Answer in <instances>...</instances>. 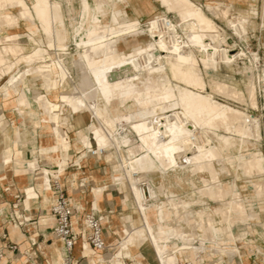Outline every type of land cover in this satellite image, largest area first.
I'll return each instance as SVG.
<instances>
[{"label": "bare ground", "instance_id": "6f19581e", "mask_svg": "<svg viewBox=\"0 0 264 264\" xmlns=\"http://www.w3.org/2000/svg\"><path fill=\"white\" fill-rule=\"evenodd\" d=\"M162 1L168 6L172 1L181 18L172 20L164 14L153 15L149 21L151 42L144 45L143 40L132 47L127 43L131 40L130 34L139 26L134 23L137 21L114 27L110 17L115 14L122 22L128 21L130 15L120 5L123 2H128L137 15L154 11L146 0H35L33 5L27 0H0V31L4 32L0 33V97L10 96L11 92L17 94L15 113L21 128L32 119L40 125L41 122L53 123L55 131L61 133L53 138V144L37 146L38 155L24 157L21 150L13 151L11 160L16 173L22 178L28 176L32 182L23 186L24 205L31 210L33 203L40 199L44 206L54 202L50 187L51 175L56 173L44 167L37 175L36 170L39 157L51 161L54 155L60 154L59 146L65 137L64 128L59 124V101L62 100L70 107L72 121L68 122L69 128L77 127L80 117L89 116L90 121L84 126L83 133L77 132L87 148L86 155L102 159V152H113L115 162L111 171L117 183L122 184L120 190L125 193L129 207V212L119 217L123 224L122 240L126 250H130L127 255L137 264H147L140 260L143 257L141 247L146 244L152 247L159 264H177L176 255L167 256L169 245L177 241L192 245L195 254H199L206 244L214 243V250H219L221 256L226 253L223 244L229 243L232 245L227 252L230 259L238 256L243 261L239 237L235 233L240 226L230 217V208L237 206L241 210H237V214L242 217H234L262 229L260 232L264 236V156L259 154L260 150L245 153L251 143L247 136L262 137L261 120L219 102L211 93L240 95L237 84L216 73L221 66L229 69L236 66L237 73L247 77V98L253 104L256 98L253 90L255 67L241 62L245 52L235 47L238 43L230 47L223 45L226 32H221L192 0ZM249 1L251 4L249 10L243 11L244 16L255 17L259 12L254 4L257 0L231 1L227 8L231 9L233 3ZM262 14L264 17V5ZM22 24L27 32H6L8 27ZM71 39L77 47L75 52L69 49ZM45 41L49 50H56L50 51L54 60H48L41 49ZM195 48L199 54L195 53ZM69 70L74 74L70 78L76 80L75 84L69 79ZM171 76L184 81L185 86H173ZM5 80L9 88L3 87ZM140 85L144 89H140ZM207 86L211 93L207 92ZM133 104L139 109L135 110ZM39 107L47 114L46 117L42 114L44 119ZM1 120L0 127L6 128ZM232 122H236L242 137L239 132L241 138L219 136L218 144L212 146V139L207 138L205 130ZM41 133L44 137H54ZM5 138L7 146L3 156L12 147V137ZM18 139L22 144L28 136L22 135ZM93 151L97 152L96 157L91 155ZM231 170H234L235 179L256 172L255 178L249 180L253 199L242 203L235 192L233 197L236 199L226 201L225 208H218V216L192 211V202L173 191L176 182L171 176L177 175L183 181L188 175L187 182L177 185L180 190L188 184L210 195L213 179L218 181L217 186L214 184L218 197H223L226 187L221 179L223 175H231ZM205 173L208 175L201 177V186H198L195 179ZM155 176L160 178V183L155 181ZM34 179H37L39 189L33 183ZM140 180H143L141 187ZM143 182L148 184L149 193L142 186ZM83 183L80 180V184L85 185ZM230 187L238 189L237 181L232 180ZM107 188L108 185L103 184L94 189L95 210L101 211L100 199ZM164 198L167 203L162 202ZM101 216L109 222L110 217ZM52 222L53 216L42 219L43 224ZM180 222L187 223L191 230L183 232L178 228ZM73 223L74 229L79 231L77 216H74ZM229 232L233 234L230 239L227 238ZM16 234L22 235L19 224L11 230L12 237ZM86 247L85 253L90 255L92 250L88 244ZM52 251L55 256L50 263L60 264L62 254L59 247L54 245ZM260 253L263 255L262 251ZM102 259H110L115 264L123 261L114 255ZM188 259L205 263V258ZM5 261L3 257L1 263Z\"/></svg>", "mask_w": 264, "mask_h": 264}, {"label": "rangeland", "instance_id": "374dc122", "mask_svg": "<svg viewBox=\"0 0 264 264\" xmlns=\"http://www.w3.org/2000/svg\"><path fill=\"white\" fill-rule=\"evenodd\" d=\"M27 1L31 5H33L35 0H33V2L31 0H27ZM146 1L151 4V6L154 10V13L150 17L144 16V21H142L139 17H132V15L129 12V9H126L127 6L130 5L128 2H123L122 4H120L122 7H124L126 12L129 13V15H130L128 24L129 23L133 24L134 21H137L138 23L137 22H134V23L139 25L138 28L132 32L134 34H132V33L130 34L131 40L127 43V46H132L134 44H137L139 42V40H141V41L147 40V42L144 41V45L149 43V41L151 42L152 38H151V34H150L149 21L153 15L164 14L172 20H179L181 18L179 16L178 10L176 9L177 7H174V5H172L173 4L172 1L169 2L170 7L167 4H163L162 0H146ZM192 1L195 5H197L203 9V11L206 13V15L209 16L215 22L214 23L215 26H217V28L221 32L227 33V34L225 33V36H223V38H222L223 45L225 47H230V45H234L235 43L236 44L238 43L237 46L235 45V47H237L240 50L242 49L243 52H245L243 55L244 57H242V59H241V62H246L248 67H250V65L252 68L255 67L254 68V76H255V84L256 85H254L255 88L253 90L256 91V92L254 91L256 98H255V102L253 104L249 103L248 98H247L246 86H245V83L247 82V77L245 75H243V73H237L238 70H237L236 66H234L233 69H229L225 66H221L219 68L218 72H216V73L219 74L223 79L229 80L230 82L237 84L239 86V89H240V95L239 96L238 95L233 96L232 94L224 95V94H219V93H211V89L209 86L206 87V90H207V92H210L215 97V99H217L219 102L226 104V105H229L232 108L237 109L241 112H244V114L252 116L253 118L256 117V118L261 120L262 137L259 139L256 136H247L246 138L248 140H250L251 143L247 147V150L245 151V153L248 154L249 152L260 150L261 153H259V154L264 156V26L262 25L263 20H264V17L262 14L264 1L263 0H257L256 2H254V4H256L257 8L259 9V12L255 17H245L244 16L243 11L249 10V4H251L250 1L248 3L247 2L233 3L234 6L231 9L227 8V7H229V4L231 3V1H236V0H192ZM220 3H222L224 5H222ZM218 5H219V7H218ZM171 6H173V7H171ZM173 8H175V9H173ZM246 19H248L247 22H246ZM224 38H227V39L224 41ZM71 40L73 42L70 41L69 49L72 52H75L76 51L75 49H77V47L75 48L76 44H73L75 42L74 39H71ZM45 43L47 44V42L45 41L44 44L41 45V49L48 56V60L51 61L53 59L52 58L53 55L51 53L55 49L49 50L48 49L49 47ZM195 49H196L195 53L199 54L198 49L197 48H195ZM50 51H51V53H50ZM251 57H253V58L251 59ZM255 57L257 60H259L258 57H260V60L256 62ZM241 66H243V65L241 64ZM22 68H25V65H22ZM211 73H213V72H211ZM255 73H256V75H255ZM72 74H73V72L71 70H69V79H71L72 83L75 84L76 80L74 78H70V76L74 77V74L73 75ZM170 81H171V84L175 87L177 85L185 86L184 81H181V80H179L173 76L170 77ZM3 87L9 88L7 81L5 83H3ZM140 89H144V86L140 85ZM12 94H14V93L11 92L10 96ZM10 96L5 97V99L9 98ZM256 100H257L258 104L256 103ZM61 101L62 100L59 101V104L61 106V115H60L61 121L59 122V124L61 123L60 124L61 128H64L65 137H64V142H62L59 146L60 154L54 155L51 161L47 157H45V158L39 157L38 161L41 158L44 160V163L49 164V166H46L45 164H43L42 162L40 163V161H39V167L36 170V174L37 175L41 174V169L44 167H47V168H50L53 173H56V175H60V176L62 175L61 178L64 182L72 179V184H74L76 186V185H78L77 183L78 182L80 183V180H82V179H80V180H78V182L76 181V179L78 177L77 172H82V169H80V167L82 166V161L83 160L85 161L86 159L91 158V157L86 155L87 148L82 144V141L80 140L81 139L80 134L83 133L84 127H78L77 126V127L72 128L73 130L68 127L69 126L68 122L71 123V121H72V118L69 114L70 107L68 104L64 103L63 101L61 102ZM62 103H64V104H62ZM17 104H18V100H17ZM133 106H135V104H133ZM138 109H139L138 106H135V110H138ZM39 111L41 112V117L44 119V117H46L47 114H44V111L41 107H39ZM170 113L171 112H169V114ZM42 114L44 117L42 116ZM0 120L5 123L4 126L6 127L8 123L6 121H4L3 118H0ZM30 120L33 121L35 127L37 128L39 142H40L41 138H43V139L47 138L50 141V143H48V144H53L54 143L53 138L61 135V133L55 131V127H54L53 123L44 124V122H41V125H40L39 122H37L36 120H32V119H30ZM64 121H65V124H64ZM67 128H69L70 130ZM77 130H79V131H77ZM205 131H206L205 134L208 136L207 138L212 139V146H216V144H218V137L219 136L234 137V138H241L242 137L241 133L237 130L236 122L223 123V124L221 123L215 127H210L209 129H207ZM41 132L52 134V135H54V137H48V136L44 137ZM49 132H51V133H49ZM77 132H79L80 134H77ZM74 133H75V135H74ZM75 147L77 149H79L80 151L77 153V156H75L74 159H72V154H74V153L71 152V149L72 148L75 149ZM13 151H14L13 147H11L8 150L7 154H5V156H3V164L9 165V164L13 163V161L11 160V159H13V155H14ZM234 152L237 153V150H234ZM38 154H39V151L37 150L35 155H38ZM113 159H114L113 152L108 151L104 157V161L108 162V164L111 166L113 164V162H115L114 161L115 159L114 160ZM75 163L78 165H76ZM58 165H60V166H58ZM231 171H232L231 175H223L222 179H221L222 184L224 185V187H226L223 191V193H224L223 197H222V195L218 197L217 190H216L217 189L216 186L218 185V181H214L213 179L211 181L212 185L210 184V186L212 187V191H211L210 195L201 193L197 189H193L191 186H188V184H186L184 186V188L182 190H180L177 185L178 184H184L183 181L187 182V180H189L188 175L183 178V181H181V179L177 175L171 176L172 177L171 180L173 182H176V188L175 189L173 188V191L176 193V195H178L182 199L190 200L192 202V205H191L192 211H194V210H196L198 212L205 211V213L207 212L208 214H213V215L218 216L217 209L218 208H225L226 207L225 204L227 203L226 201H228V203H229V202L235 200L236 198L233 197V196H235V194L233 195V193H235V192L236 193L238 192V195H237L238 199H241L242 203H244L245 201H249V200L253 199V196L251 195V193L253 191V187L250 184L249 180H253L255 178V176L257 175V174H255L256 172L250 173V174L248 173L249 175H247V174L243 175L242 174L239 176V178L235 179L234 170H231ZM257 173L259 174V172H257ZM56 175H54V176H56ZM207 175H208L207 173L200 174L195 179L198 186H201V177L207 176ZM39 176H41V175H39ZM51 176H53V175H51ZM110 176H112L111 182L113 185L110 188H112V187H115L118 189L122 188V184H118L117 181L115 180L114 174H112L111 169H110ZM79 177H86V175H82V173H81V175ZM232 180L237 181L238 189L237 188L232 189V187H230ZM141 181H143V180L139 181V185H140ZM155 181L157 183H160L161 180L158 176H155ZM216 182H217V184H216ZM96 186L97 185L93 186L94 198L96 195L94 192V189L96 188ZM140 187H141V185H140ZM214 192L216 195L214 194ZM52 196H54L53 192H52ZM232 198H233V200H232ZM20 199H21L20 202L17 199L12 204L13 205L12 210H9V212H6L5 215L4 214L0 215V227H2L3 225H9V226L11 225L12 227H10V229L12 230L13 226L19 224L20 228L22 229L21 231H23V232H22V235H19V234H16V235L20 236V238H25L27 236L28 240L30 238H34L37 241L42 240V237H39V234L41 233L40 232L41 229L46 234V238L51 237V235H52L51 228L53 227V222L51 224H43L42 219L44 216H52V212H51L52 204L50 203L47 206H44L41 202V199H40L35 204H33V211L30 214L28 211L23 210V208L25 206L24 205V199H25L24 195H22ZM224 200H225V203H224ZM262 201L263 200H261L260 202H262ZM162 202L167 203V199H165V198L162 199ZM14 204H15V206H14ZM78 206L80 208H83L82 205H78ZM1 207H0V213L3 210ZM8 207H10V206H8ZM241 207L243 209V205H241ZM230 209H231V214H230L231 216L230 217L233 220H235L238 223V225L240 226V228L238 230H236L235 233L239 237V248L241 249V251L244 255L243 261H241V259L238 256L230 259V256L227 252L229 251L228 247H230L232 245L229 243L223 244V250H225L226 253L222 254V256H221V253L219 250H217V251L214 250V248H213L214 243L206 244L204 246V248L200 250L199 254H195L196 252H195L194 247L192 245L183 244V243H180L177 241V242H174L173 244L169 245L168 250H167V256L176 255L178 260H180L182 257H186V258L198 257L200 259L205 258L206 261H208L211 264H222L223 261H225V263H227V264H264V236H262V232H260V230L262 231V229H259L258 227H254V226L251 227V225H253V224H251L249 221L242 219V218L241 219L237 218L238 216L242 217V215H240L239 213L237 214V210L241 211L240 209H237V206L232 205V207ZM97 211H99V210H97ZM192 211L190 212V214L193 216L194 213ZM127 212H129V210ZM101 214H103V213L100 211V215ZM235 215L237 216L236 217L237 219L234 217ZM26 216H29V217H26ZM26 218H28V219L26 220ZM218 220H219V217H218ZM262 220L264 221V212H262ZM103 222H106V221L103 220ZM177 224H178V228L181 229L183 232L187 233L191 230L190 226L185 222H180ZM84 227H85L84 225L81 226V228H84ZM250 232L252 234H250ZM0 233L2 234L1 230H0ZM232 235L233 234L229 232V234L227 235V238L230 239ZM119 241H120L118 243L119 246H118L116 252L113 253L114 257H116L118 259H120V258L132 259L130 257V255H127V253L130 252V250H126L127 248H126L125 243L123 242L122 238ZM49 244H52V241H50ZM28 246L30 249V245L28 244V242H26L25 244H22L21 249L25 254H26V252L30 253V251L28 250ZM35 250H38V246H35L34 249L31 250V253H33ZM261 251L263 252V255H261V253H260ZM24 253L22 254V258L24 261H26V256ZM85 254L89 255L88 253H85ZM251 255H252V258H249V256H251ZM253 258L255 259V261L253 260ZM156 259H157V257H156ZM93 260H94V258H91V261H93ZM132 260H134V259H132ZM134 261L137 264V261L136 260H134ZM49 264H51L50 260H49Z\"/></svg>", "mask_w": 264, "mask_h": 264}, {"label": "crops", "instance_id": "0c3cea01", "mask_svg": "<svg viewBox=\"0 0 264 264\" xmlns=\"http://www.w3.org/2000/svg\"><path fill=\"white\" fill-rule=\"evenodd\" d=\"M126 9H129V12L132 15V17H139L142 21H144V16L150 17L154 13V11H151L137 15L135 14L133 8L130 5L127 6ZM128 22L129 19L128 21L122 22L120 20V17L115 14L110 17V23L114 27H118L120 24H126ZM17 31L27 32L23 24L19 27H12V28L8 27L6 32L11 33ZM0 33L2 34L4 32L0 31ZM139 42L140 44L142 43L141 40H139ZM134 46L135 45H132V47ZM0 107H1L0 118H3L4 121L8 123L6 128L0 127V207L2 206L1 208L3 209L0 215L3 214L5 215L6 212L12 210V206H13L12 204L17 199L19 202L21 201L20 198L22 195H24L23 186L32 183L28 176H24L22 178L18 173H16L14 163H11L9 165L3 164V153L7 146L5 137L9 135L12 137L11 145L13 147V150L14 151H17V149L21 150L23 152L24 157L34 156L37 151L36 148L37 146H40L41 144H48L50 143V141L47 138L45 139L41 138L40 139L41 143L39 142L37 128L35 127L33 121L29 119L27 120L26 127L24 128L20 127L18 116L15 113V108L17 107L16 93L12 94L7 99L0 97ZM89 121L90 119L88 115L80 117L78 127L86 126L89 123ZM26 134L28 136V140L27 141L25 140L21 144L19 141L20 139H18V137L22 135L26 137ZM79 151L80 150L77 149L76 147L75 149L73 148L71 149V152L74 153L72 154V159H74V157L77 156V153ZM104 157L102 159L88 158L85 161L84 160L82 161V166L80 168L82 169V172H77L78 177L76 181L78 182V180L80 179L84 180L85 186H80L79 182L77 183L78 185L75 186L74 184H72V179L67 180L65 182L62 180V183L68 190L67 194L71 202L76 205L78 204L82 205L83 207L82 215L92 212L94 208L93 186L103 185V184L108 185V188L104 191L103 196L100 199V203H99L101 207V212L107 215L108 218L110 217L109 222H103L104 238L106 240L108 247L103 252H96L90 247L92 253L90 255H86L85 254L86 250H83L82 248L83 240H79L77 241L73 249V264H96L95 261H97L99 256H104L106 258L112 256L113 253H115L118 248L117 243L122 238L121 234H122L123 224L119 220V217H122L124 214L128 213L127 211L129 210V207L128 205H126L127 203H126L125 193L118 188L115 187L110 188L111 186H113L110 178L111 166L108 164V162L104 161ZM39 161L40 163L42 162L46 166H49V164L44 163L43 159L40 158ZM81 173L82 175H86V177H79ZM37 182H38L37 179H34L33 183L36 185L37 189H39ZM23 210L28 211L31 214L33 211V205L31 210H28L25 206ZM98 212L100 213V210ZM77 217H78V221L79 220L81 221L82 216L80 215ZM54 225H55V220L53 217V227L51 228L52 231ZM10 227L11 225L10 226L3 225L2 227H0V230L2 231V234L0 233V248L4 250V257L6 258L4 264H49V260L55 256L52 251L54 245H57L59 247L62 256L65 254V247L63 243L56 240L53 234L51 235V237L46 238V234L42 229L40 231L41 233L39 234V237H42V240L37 241L38 244L40 245V249L35 250L33 253H31V250H33L35 246L33 247L31 245L30 240L27 239V236L25 238H20V236L18 235L12 237ZM50 241H52V244H49ZM26 242H28V244L30 245V249L28 246V250L32 255L31 258H29L21 249L22 244H25ZM10 244H16L18 246V250L13 251L9 249ZM141 251L143 254L141 253ZM23 253L26 256V261H24L22 258ZM140 253L143 256L140 260H143L144 263L159 264L156 259L155 253L149 244L143 245L141 247ZM91 258H94V260L91 261ZM249 258H252V255L249 256ZM1 260L2 259H0V264H2ZM253 260L255 261L254 258ZM132 261L133 264H136L134 260ZM129 263L130 262L127 260L125 264H129ZM196 264H210V263L205 259V263L198 262ZM222 264H227V263H225L224 261Z\"/></svg>", "mask_w": 264, "mask_h": 264}, {"label": "built area", "instance_id": "2783aa9c", "mask_svg": "<svg viewBox=\"0 0 264 264\" xmlns=\"http://www.w3.org/2000/svg\"><path fill=\"white\" fill-rule=\"evenodd\" d=\"M106 153L107 152L104 151L101 154L105 156ZM91 155L96 157L97 152L93 151ZM61 176L53 175L51 178L50 190L54 193V202L51 207V212L55 220L52 234L54 238L62 242L65 247V254L62 256L60 264H73V249L77 241L83 240V250H86V244H88L89 247H91L96 252H103L107 249L108 246L104 238L103 217L94 208L92 212L82 215L83 208H80L78 205L71 202L67 194L68 190L62 183ZM80 186L85 185L80 184ZM142 186L145 187L149 193L148 184L143 182ZM80 215L82 216L81 221L79 220L80 230L76 231L74 229L73 218L74 216ZM82 225H84L85 227L81 228ZM29 240L33 247L38 246V249H40V245L38 244L36 239L30 238ZM9 249L15 251L18 250V246L16 244H10ZM26 255L29 258L32 257L31 253L26 252ZM3 257L4 250L0 248V259H2ZM102 257L105 258L104 256H99L96 264H115L110 259L103 260ZM121 259L123 261L116 264H125L127 260L130 262L129 264H133V261L130 258ZM177 264L196 263L186 257H182Z\"/></svg>", "mask_w": 264, "mask_h": 264}]
</instances>
